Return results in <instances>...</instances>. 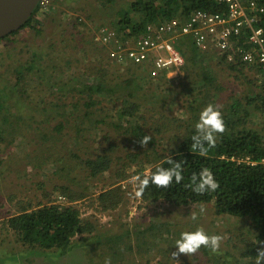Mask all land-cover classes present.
Returning <instances> with one entry per match:
<instances>
[{
	"label": "rangeland",
	"instance_id": "1",
	"mask_svg": "<svg viewBox=\"0 0 264 264\" xmlns=\"http://www.w3.org/2000/svg\"><path fill=\"white\" fill-rule=\"evenodd\" d=\"M122 3L123 0H50L47 9L37 13L42 22L39 25L40 32L27 27L15 35L16 39L11 44L0 40V125L7 128L0 139V264H104L106 257H111V264H245L248 259L242 257L240 252L246 244L255 240V231L248 217L219 214L214 202L177 205L158 200L156 203H148L137 195V181L134 178L138 174L118 181L115 167H119L118 164L105 171L102 176L87 181L88 170L81 169L84 167L83 162L71 155L76 152L82 157H93L107 149L110 142L105 143L101 136L106 135L116 145L113 150L110 148L111 150L106 151L114 160L120 156L125 158L129 152H136L137 148L127 140L123 129L114 125L117 113L125 105L118 96L120 92L110 97L101 94L105 91L104 88L98 95L102 100H98L97 96L93 97L96 102L90 107L94 111L92 123L86 118V122L80 125V130L73 127L75 121L71 117L70 122L65 121L66 128L60 132L53 129L56 119L64 120L58 111H69L71 94H76V98L84 94L83 98L88 99L83 91L72 90L66 93L65 86L63 87L65 80L77 77L78 80H74V83L80 81L78 89L81 90L97 73L103 74V80L107 83L105 86H108L133 75L128 67H138L133 63L132 66H121L122 63L115 62L111 56L110 59L104 58L101 66H96L101 63L99 59L102 56L94 52L98 51L97 48L103 42H92L93 33L96 39L100 23L111 25V20ZM219 56L222 59L199 62L194 75L201 77L209 72L214 77L215 80L207 87L211 90L218 87L219 90L215 91L217 98L209 101L223 108L229 107L228 103L235 98L244 100L250 83L247 76L229 68L228 63L235 62L220 54ZM66 58L72 60L69 67L66 65ZM30 65L35 68L27 70ZM17 68H23L26 76L28 75L19 84ZM139 68V73H145L148 78V70L142 66ZM187 71L183 70L182 75L170 73L169 76L166 74L158 78L145 77L140 83L143 88L138 90L141 94L146 91L142 98L145 102L148 100V109L154 107L164 111L170 118L183 119L172 122L175 126L168 131L151 132L158 140L164 137L157 142L155 150L151 147L148 149L151 157L158 150L166 152L162 147L169 144L168 137L177 131L178 124L185 123L186 120L187 124L182 128L186 132L188 128L195 126L191 124L192 121H187L194 113L187 106L192 99V75ZM248 72L251 75L253 73ZM48 82L52 83V87L46 85ZM151 89L157 93H153ZM4 97L6 98L1 101ZM65 101H70L68 107L63 106ZM149 101L153 103L149 104ZM79 103V111L75 114H81L80 109L84 107L82 98ZM150 112L152 111L149 110L148 113ZM155 114L157 110L151 115ZM253 115L254 120L249 126L264 129V117L259 113ZM18 116L26 120L24 125L23 120V123L20 122L22 118L17 119ZM100 118L104 121L96 123ZM11 121L23 127L14 129ZM189 124L191 125L187 128ZM45 130L51 131L54 139H41L40 133ZM141 146L139 145L138 150ZM143 146L146 148V145ZM96 147L100 151L95 150ZM49 154L53 157L48 158ZM141 157L143 158V154ZM79 162L81 165L78 167ZM61 165L67 169L66 174L61 172ZM135 169L132 166L126 170L131 173ZM150 169L151 165L147 166L145 172L148 173ZM78 172L82 174L83 184L81 180L70 184L75 190L90 184L91 194L74 204L81 209L82 219L95 226L94 232L77 235L74 244L65 252L58 248L46 249L38 244L32 247L24 244L19 232L7 227V219L16 215L24 204L37 206L41 202L49 203L62 193L57 185L67 183ZM114 181H118L116 184L124 188L126 198L117 208L102 211L98 208L96 198L99 192L112 187ZM191 211L199 214L195 222L191 220ZM197 227L222 235L220 249L212 252L201 246L194 253H179L173 258L172 252L176 251L174 242L179 233L195 230ZM82 235L91 238L82 240ZM260 243L264 248V241Z\"/></svg>",
	"mask_w": 264,
	"mask_h": 264
},
{
	"label": "trees",
	"instance_id": "2",
	"mask_svg": "<svg viewBox=\"0 0 264 264\" xmlns=\"http://www.w3.org/2000/svg\"><path fill=\"white\" fill-rule=\"evenodd\" d=\"M103 1L114 2L115 0ZM260 1L264 3V0ZM120 7L115 12L111 20V25L121 33L127 32L136 34L137 36L146 32V25L150 22L175 17L186 19L196 9H203L210 12H222L225 10L224 6L216 0H123ZM41 10L42 8L39 4L33 15L19 30L0 38V40L6 44H11L16 39L15 35L21 29L27 27L34 28L37 32H40L41 28L39 25L42 22L40 17H37L39 16L37 13H40ZM103 24L105 23H100V26ZM261 24L264 27V13H262ZM237 42L246 48H250L247 32ZM178 45L185 51L187 56V63L184 68L192 75L190 79V85H192V93L190 96L192 99L187 106H190L189 108L194 113L187 121H192L191 124L195 125L200 111L210 104V101L217 98L215 94L219 88L216 87L214 90L208 89L207 86L215 80L209 72L204 73L201 77L194 75L195 67L202 60L197 57L200 51L191 42L190 38L181 37ZM99 49L101 48H97L98 51L94 52V54L101 53L102 49ZM33 58L36 60V55ZM103 60L104 57L99 59L101 63L96 66H101ZM71 62L72 60L70 58H66V65L68 67ZM128 66L132 65L130 64ZM228 66L231 70L238 71L241 75L247 76L250 87L244 100L235 98L232 102L228 103L229 107H219L223 114L224 131L217 133L215 145L208 147L207 151L201 152L192 147L191 136L195 132V126L188 128L191 125L189 124L186 132V130L182 129L187 124L185 120V123L176 126L177 131L174 134L169 135V144L162 147L166 152H160L158 150L154 157L149 155L148 149L151 147L155 150L157 142L164 139L162 137L158 140V137L152 135L153 133L151 132L161 133L166 130L168 131L171 127L173 128L175 126L172 122L182 121L183 119L177 117L170 118L164 111H159L158 109H154V107L148 109V100L145 102V99L142 98L146 91L141 94L138 90L143 88L140 83L146 77L145 73H139L140 65L138 67H128L134 74L113 85L105 86L107 83L103 80V74L97 73L92 81H89L81 90L78 89L80 81L76 84L74 83V80H78L77 77L65 80L63 87L65 86L66 93H70L72 90L76 92L83 91L88 99L83 98L84 94L78 98H76V94H71V107H69V111H58L64 120L56 119L57 123L53 129L60 132V130L66 128L65 121L70 122L71 117L75 121L72 124L73 127L80 130V125L86 122V118H89L92 123L94 111H91L90 107L96 102L93 97L97 96L98 100H102L98 95H100V91L104 88L105 91L101 92V94H107L110 97L120 92L118 96L123 99L125 105L117 113V119L114 121V125L120 128V130L123 129L127 140L131 141L137 148L136 152H129L125 158L120 156L114 160L106 151L107 149L113 150L116 145L106 135L101 136L104 138L105 143L106 141L110 142L107 149L100 151L96 147L95 150L100 152L93 157H82L76 152L71 155L72 157L78 158L81 163L83 162L84 167H81V169L85 168V170H88L87 181L102 176L105 171L111 170L116 164L119 165V167L115 166L117 169L116 177L118 181H122L136 174L138 176H150L160 166L169 167L168 160L170 158L181 161L184 180L180 184H176L175 182H172L168 186L150 184L140 194L141 198L148 203H156L158 200H164L177 205L214 202L216 211L219 214L227 213L240 218L248 217L255 231V240L253 239L246 244V247L241 250L240 254L242 257L248 259L245 264H255L257 249L262 248L260 241H264V129L249 125L254 120V113H259L264 117V78L261 75L262 71L258 64H248L245 61H238L228 63ZM34 68L35 66L30 65L27 67V70H33ZM248 71H253L252 75ZM17 73V84L22 83L21 81L28 76L24 73L23 68H17ZM90 75H92V72ZM148 78L151 77L148 75ZM148 78L146 77V79ZM51 84V82L46 83L48 87H52ZM159 87L163 88L161 86ZM151 91L157 93L154 89H151ZM9 95H11V92ZM5 98H1V101ZM81 98L86 109H83V107L80 109L81 114H75V112L79 111ZM69 102L65 101L63 106L68 107ZM152 103V101H149V104ZM149 110L152 112L157 110V114L153 116L151 115L152 112L148 113ZM104 116L109 117V115L105 114ZM11 118H13L12 114ZM21 118V116L17 117V119ZM103 121V118H100L96 120V123ZM11 122L14 129L19 130L26 123V120L23 118L20 120L23 125L17 124L15 121ZM5 132H7V128L0 125V139H2V133ZM52 134L51 131L45 130L40 133V138L43 140L54 139ZM145 135L151 136V140L147 143L146 148L140 142ZM139 145H142L140 150H138ZM142 154L143 158H140ZM51 156L49 154L48 158H51ZM80 162L78 163V167L81 165ZM149 165H151L150 173H146L145 169ZM132 166L136 169L130 173L126 169ZM203 167L210 168L214 173L219 183L217 190L196 193L192 191L191 187L186 186L191 183L193 173H198ZM60 170L63 174L67 173V169L63 165H61ZM80 174L78 172L76 175L71 176L67 183L57 185V188L62 192L61 194L66 197V201L57 200L58 195H56L49 203L41 202L37 206L24 204L16 215L7 219V227L19 232L20 240L24 244H29L31 247L38 244L46 249L58 248L64 252L74 244V239L77 235L85 232L89 234L93 233L95 226L90 221L82 219L81 209L74 204L75 201L87 198L91 194L89 189L91 188L90 184L89 186H82L79 190H75L72 184H70L80 180L81 184H83V177ZM118 181H114L111 184L112 187L99 192L96 201L99 204L98 208H101L102 211L115 209L125 200L124 188L120 184H116ZM93 203L92 200L91 205ZM127 232L130 231L128 230ZM81 238L82 240H87V238L91 237L82 235Z\"/></svg>",
	"mask_w": 264,
	"mask_h": 264
},
{
	"label": "built area",
	"instance_id": "3",
	"mask_svg": "<svg viewBox=\"0 0 264 264\" xmlns=\"http://www.w3.org/2000/svg\"><path fill=\"white\" fill-rule=\"evenodd\" d=\"M223 5L222 12L196 9L185 19L168 18L146 25V32L137 36L121 33L115 27L103 24L97 27L96 37L112 44L110 56L117 63H133L148 70V75L179 73L187 63L185 51L178 45L181 37L202 50L211 49L229 61L258 64L264 78V27L261 24L264 3L260 0H216ZM50 0H40L42 10ZM247 32L250 48L237 41ZM60 201H66L62 194Z\"/></svg>",
	"mask_w": 264,
	"mask_h": 264
},
{
	"label": "clouds",
	"instance_id": "4",
	"mask_svg": "<svg viewBox=\"0 0 264 264\" xmlns=\"http://www.w3.org/2000/svg\"><path fill=\"white\" fill-rule=\"evenodd\" d=\"M223 114L219 107L214 104H208L200 113L195 123V132L191 136L192 147L199 151H207V148L216 143L217 133L224 131ZM151 140L150 135H145L141 139V144L147 145ZM169 167H157L151 175L137 176V195L142 194L150 184L157 186H168L172 182L180 184L184 180L183 166L181 161L169 159ZM191 187L196 193L213 192L218 189L219 183L212 170L203 167L198 173H193L191 183L186 185ZM203 211V209H201ZM191 220L197 221L199 214L196 211L190 212ZM223 236L220 234L209 233L200 227L195 230H184L179 233L174 242L176 251L172 252L173 258L179 253H194L203 246L216 252L221 247ZM104 264H111V257H106ZM255 264H264V248L257 249L255 255Z\"/></svg>",
	"mask_w": 264,
	"mask_h": 264
},
{
	"label": "water",
	"instance_id": "5",
	"mask_svg": "<svg viewBox=\"0 0 264 264\" xmlns=\"http://www.w3.org/2000/svg\"><path fill=\"white\" fill-rule=\"evenodd\" d=\"M39 3L40 0H0V38L19 30Z\"/></svg>",
	"mask_w": 264,
	"mask_h": 264
},
{
	"label": "crops",
	"instance_id": "6",
	"mask_svg": "<svg viewBox=\"0 0 264 264\" xmlns=\"http://www.w3.org/2000/svg\"><path fill=\"white\" fill-rule=\"evenodd\" d=\"M95 33H93V37H92V41L93 42H96L98 39H97V37H96V39H95ZM98 43V42H97ZM100 44V43H99ZM101 45V44H100ZM111 45L112 44H105V43H103L102 45H101V49H99V50H101L102 52H103V54H102V52L101 53H98L97 55L98 56H102V58H103V56H104V58L105 59H110V51H111ZM198 48V47H197ZM199 49V48H198ZM199 51H200V54L199 55H197V57H199V59H201L204 63H206L207 61H209L210 59H212V60H220V59H222L220 56H219V54L218 53H216L215 51H213V50H211V49H208V50H202V49H199ZM106 54V55H105ZM101 59V58H100ZM125 64H132V63H122L121 64V66H125ZM128 66V65H127ZM184 68V67H183ZM184 71H185V68L183 69ZM181 75H182V71L181 72H179Z\"/></svg>",
	"mask_w": 264,
	"mask_h": 264
}]
</instances>
